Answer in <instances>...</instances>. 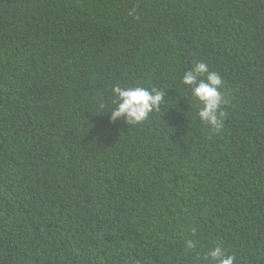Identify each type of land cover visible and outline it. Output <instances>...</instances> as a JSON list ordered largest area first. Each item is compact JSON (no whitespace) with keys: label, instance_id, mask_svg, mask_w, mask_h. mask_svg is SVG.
<instances>
[{"label":"trees","instance_id":"trees-1","mask_svg":"<svg viewBox=\"0 0 264 264\" xmlns=\"http://www.w3.org/2000/svg\"><path fill=\"white\" fill-rule=\"evenodd\" d=\"M201 62L218 132L182 83ZM116 86L165 99L113 122ZM219 245L264 264V0H0V264H216Z\"/></svg>","mask_w":264,"mask_h":264},{"label":"clouds","instance_id":"clouds-1","mask_svg":"<svg viewBox=\"0 0 264 264\" xmlns=\"http://www.w3.org/2000/svg\"><path fill=\"white\" fill-rule=\"evenodd\" d=\"M182 83L192 88V94L202 105L198 110L199 119L211 125L214 131H220L228 114L221 111L225 99L219 90L222 86L219 74L210 71L208 65L201 62L184 73ZM112 91L116 101L111 109V120L131 125L141 124L154 111H159L165 99V93L154 88L116 86ZM210 255L216 264H236L235 255L227 254L222 245L217 246Z\"/></svg>","mask_w":264,"mask_h":264}]
</instances>
